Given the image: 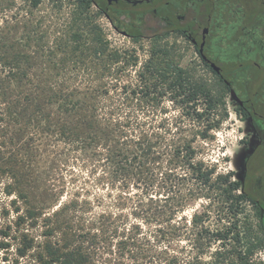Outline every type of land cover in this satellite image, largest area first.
<instances>
[{
	"label": "rangeland",
	"instance_id": "obj_1",
	"mask_svg": "<svg viewBox=\"0 0 264 264\" xmlns=\"http://www.w3.org/2000/svg\"><path fill=\"white\" fill-rule=\"evenodd\" d=\"M78 1L0 0V46L14 45L24 76L71 81L69 84L92 80L94 89L100 90L99 84L112 82L108 89L117 97V105L138 116L150 132L158 131L172 139L164 128L158 129V126L172 127L176 123L182 130L175 139L190 140L196 150L195 160L204 162L215 171L213 186L206 196H196L178 214L182 224L192 227L194 215L197 214V220L201 222L203 213L207 212L210 216L207 224L212 229L224 217L225 224L250 226L254 235L261 238L252 207L242 202L238 207L240 212H230L231 201L226 198L229 192L225 189L229 188L231 181L239 178L243 124L234 111L227 110L224 105L210 120L194 116V110L202 112L205 109V102L201 99L187 102L182 94L172 98L177 93L171 89L169 81H160L152 71L151 63L162 60L163 64L165 60H174L194 79H204L210 88L220 92L219 86L196 67L195 54L189 42L176 34L134 40L113 28L105 16L97 14L94 6L86 9ZM84 84L76 85H80L81 91L93 89ZM73 89L65 87L66 91ZM141 91L152 95L141 101L138 94ZM159 92L165 93V97L155 98ZM130 93L133 94L131 101L123 103L125 94ZM218 120L217 128L205 130ZM54 145L48 139H0V264H44L45 243L60 238L58 232L53 236L47 235L48 221L45 218L58 209L60 202H69L76 192L80 194V201L89 199L92 203L87 217H96L105 209L124 213L131 211V201L128 200L121 201L119 205L123 210H118L121 192L100 181L102 173L99 170L91 173L89 167H82V161L75 162L78 164L69 162L65 146L58 143L59 148H54ZM60 159L68 162L59 171L63 173L60 176L64 179V188L56 195L52 186L57 183L53 179V170L60 164ZM221 175L226 176L229 182L223 183L219 179ZM97 199H100L99 205ZM38 202L43 205L39 217L35 212ZM149 228L154 226L147 230ZM186 234L183 232L177 243L181 259L187 260L191 254L198 257L195 258L196 264H241L235 255L240 247L233 239L225 241V248L212 242L205 254H199L195 247L189 253L194 240H188ZM27 239L33 245L25 249ZM21 248L26 255L21 256ZM249 263L264 264V242L249 257Z\"/></svg>",
	"mask_w": 264,
	"mask_h": 264
},
{
	"label": "trees",
	"instance_id": "obj_2",
	"mask_svg": "<svg viewBox=\"0 0 264 264\" xmlns=\"http://www.w3.org/2000/svg\"><path fill=\"white\" fill-rule=\"evenodd\" d=\"M78 2L86 9L92 6V0ZM128 35L134 40L142 37ZM163 62L151 63L152 71L160 81H169L177 93L172 98L182 94L187 102L203 100L205 109L194 110L193 115L210 120L224 104L221 93L210 88L206 80L194 79L180 63ZM0 65V139H48L55 144L54 148L63 144L69 152V162L82 161V167H89L91 173L99 170L100 181L120 190L118 210H123L121 201H131L130 213L105 209L96 217H87L92 203L89 199L80 201L79 192L69 202H60L58 209L45 218L47 235L58 232L60 238L45 243L44 264H196L198 257L189 254L184 260L179 255L177 243L183 232L188 240H194L189 253L195 247L199 254H205L212 242L225 248V241L231 238L240 247L235 251L237 260L250 264L249 257L264 242L250 226L227 225L221 217L212 229L207 224L209 213L204 212L201 222L194 215L193 230L178 218L189 201L206 196L211 190L215 171L195 160L196 150L190 140L175 139L182 130L176 123L172 127L158 126L172 139L158 131L150 132L138 116L117 105V97L108 89L112 82L99 84L100 90L94 89L92 80L69 84L71 81L24 76L14 45L0 46ZM80 82L93 89L81 91L80 85H76ZM65 87L74 89L66 91ZM138 94L141 101L152 95L146 91ZM155 95L159 99L165 97L163 92ZM132 97V93L125 94L122 102L131 101ZM222 114L224 117L225 113ZM217 122L205 130L217 128L220 121ZM67 162L60 159L61 165L54 167L53 179L57 183L52 186L56 195L64 188L60 176L63 173L59 171ZM219 179L229 182L223 175ZM225 190L229 192L226 198L231 201L230 212H240L238 207L244 202V195L237 193L239 185L231 181ZM96 202L99 205L100 199ZM42 208L38 202V217ZM151 226L154 228L147 230ZM27 240L29 245L25 249L33 245ZM20 250L21 256L26 255L24 249Z\"/></svg>",
	"mask_w": 264,
	"mask_h": 264
},
{
	"label": "flooded vegetation",
	"instance_id": "obj_3",
	"mask_svg": "<svg viewBox=\"0 0 264 264\" xmlns=\"http://www.w3.org/2000/svg\"><path fill=\"white\" fill-rule=\"evenodd\" d=\"M118 31L185 38L242 125L238 180L264 239V0H92ZM181 65V64H180Z\"/></svg>",
	"mask_w": 264,
	"mask_h": 264
}]
</instances>
